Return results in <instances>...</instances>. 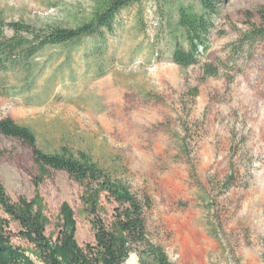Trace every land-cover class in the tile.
Returning a JSON list of instances; mask_svg holds the SVG:
<instances>
[{
  "label": "rangeland",
  "instance_id": "374dc122",
  "mask_svg": "<svg viewBox=\"0 0 264 264\" xmlns=\"http://www.w3.org/2000/svg\"><path fill=\"white\" fill-rule=\"evenodd\" d=\"M180 3L201 11L198 0ZM95 4L0 0V19L75 27ZM174 9L143 1L121 12L107 45L48 47L30 77L0 74V119L30 127L47 152L85 151L122 177L149 202V237L173 264H264V0H224L210 50L187 69L172 61L175 34L183 42ZM35 174L31 150L0 134V177L14 201L34 197ZM40 193L49 236L68 202L78 243H94L75 180L55 171ZM125 264H138L136 254Z\"/></svg>",
  "mask_w": 264,
  "mask_h": 264
},
{
  "label": "trees",
  "instance_id": "16d2710c",
  "mask_svg": "<svg viewBox=\"0 0 264 264\" xmlns=\"http://www.w3.org/2000/svg\"><path fill=\"white\" fill-rule=\"evenodd\" d=\"M143 1L150 0H96L92 12L75 27L38 28L23 21L0 19V74L23 70L30 77L35 72V58L48 47L83 39L96 41L100 46L106 44L116 31L121 12ZM163 1L166 7L175 8L176 24L183 38L180 42L175 34L172 61L187 69L198 64L200 56L210 50L208 35L224 0H198L201 11L193 5L180 3L174 7L173 0ZM257 32L264 37V27ZM98 49V55H102ZM214 74L215 70L209 68L205 77ZM0 134L27 146L36 164L33 198L21 196L14 201L0 177V208L5 214L0 216V264H125L132 254L138 257V264H173L165 250L149 237V202L117 173L85 151L74 152L67 147L55 152L43 150L34 131L11 118L0 119ZM55 171L67 173L80 185L78 213L89 221L94 243H78L76 211L68 202L60 207L56 234H47L51 221L40 187ZM14 237L29 246L16 244Z\"/></svg>",
  "mask_w": 264,
  "mask_h": 264
},
{
  "label": "bare ground",
  "instance_id": "6f19581e",
  "mask_svg": "<svg viewBox=\"0 0 264 264\" xmlns=\"http://www.w3.org/2000/svg\"><path fill=\"white\" fill-rule=\"evenodd\" d=\"M132 261V260H131Z\"/></svg>",
  "mask_w": 264,
  "mask_h": 264
}]
</instances>
